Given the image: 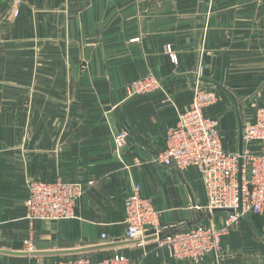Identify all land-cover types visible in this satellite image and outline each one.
I'll list each match as a JSON object with an SVG mask.
<instances>
[{
  "label": "crops",
  "instance_id": "0c3cea01",
  "mask_svg": "<svg viewBox=\"0 0 264 264\" xmlns=\"http://www.w3.org/2000/svg\"><path fill=\"white\" fill-rule=\"evenodd\" d=\"M178 1L181 13L168 14L173 0H0V264L35 262L25 251L29 241L50 244L41 251L49 260L77 252L94 260L123 254L138 264L193 263L169 258L149 237L128 240L124 200L140 186L163 227L185 229L200 217L207 198L199 172L167 169L155 156L197 86L215 94L207 111L220 122L225 149L239 152V115L223 88L236 97L243 125L251 122L264 104V25L253 36L255 24H264V0H200L196 16L183 14L189 0ZM147 75L162 90L129 96L128 86ZM210 86L231 103L219 104ZM124 130L129 137L119 148ZM12 135L21 138L20 162H13ZM57 178L87 185L76 218L25 220L27 184ZM229 217L217 213L207 222L220 226ZM248 217L264 237V216ZM59 240L76 249L58 251ZM15 242L25 253L13 251ZM225 258L217 252L198 263Z\"/></svg>",
  "mask_w": 264,
  "mask_h": 264
},
{
  "label": "built area",
  "instance_id": "2783aa9c",
  "mask_svg": "<svg viewBox=\"0 0 264 264\" xmlns=\"http://www.w3.org/2000/svg\"><path fill=\"white\" fill-rule=\"evenodd\" d=\"M1 20V16H0ZM172 62L177 57L167 47ZM162 90L161 82L147 75L133 82L129 96H145ZM216 96L209 90L195 88L189 108L177 116V122L165 135L164 148L156 154L155 162L167 169L199 172L207 198V210H234L231 221L243 216L237 213L242 205L246 216H264V104L257 106L254 119L244 125L245 150L240 171V156L228 152L223 144L220 122L207 111ZM206 107V108H205ZM129 137L124 130L116 137L122 148ZM242 175L241 182L239 175ZM87 185L79 181L57 178L52 181L35 180L27 184L24 201V219L33 222H59L76 218V209L86 193ZM126 237L142 241L151 230L164 231L158 208L152 198L144 197L140 186L124 200ZM230 223H227L229 226ZM219 230L196 225L154 240L157 250H165L176 261L200 262L209 254L218 252ZM103 239L106 235L102 236ZM28 254L36 252L34 242H25ZM32 264H138L128 256L114 254L94 260L86 255L49 260L37 257Z\"/></svg>",
  "mask_w": 264,
  "mask_h": 264
},
{
  "label": "rangeland",
  "instance_id": "374dc122",
  "mask_svg": "<svg viewBox=\"0 0 264 264\" xmlns=\"http://www.w3.org/2000/svg\"><path fill=\"white\" fill-rule=\"evenodd\" d=\"M198 1L200 0H189V4L187 5V7H183V14H188L190 16H196L198 14V7H196ZM177 2L179 3L178 0ZM185 8H187L186 9L187 11H185ZM159 10H163V9L159 8L158 11ZM180 10H181L180 6L179 7L176 6L174 3V0H173V7L171 6V7L166 8V11L168 14H171L172 12L174 14L179 13V12L181 13ZM250 25H253V24H246V23H231L230 24V26H234L237 29H244L246 27H249ZM255 25H258L259 29L254 30L255 33L253 34V36L259 37L260 34L262 33L260 28H262L261 26L264 24L258 23ZM218 80L219 79H217V81ZM208 88L214 90L219 95L221 99V103L219 104H222L224 108H225V104L226 106H228V104L231 103V98L219 88L213 87V86H210ZM220 95L223 96L225 99H227V101L222 99ZM247 104H248V109H251V105H249V103ZM256 105H259V102ZM210 106L212 107V104H208L207 108H209ZM16 126H19V122L16 124ZM222 136L224 137V135ZM11 137H12L14 145L17 147V149L14 148V151H13V154H14L13 162H20L21 153H22V150L20 148L21 138L19 135H12ZM1 139L3 140L4 136L0 135V144L2 143ZM24 139H27L26 136H23V140ZM206 205L204 204L201 206L203 207L201 209L205 208L203 211L207 210ZM207 219L208 218L204 219L202 221L203 223L202 224L200 223V225L203 227L215 228L219 230L220 237H219V242H218V255L224 254L226 256L225 264H264V245L260 241H258L255 234H253V232H251L247 226L243 225L244 224L243 219H240L239 221H231V218L229 217V219L221 223L220 226H216L215 224L210 223V222L208 223ZM228 222L230 223L229 226H227ZM239 224H241L242 229L240 226H238ZM233 233H237V239H234ZM259 242L261 245L259 244ZM207 260H210V258ZM190 264H199V263H190Z\"/></svg>",
  "mask_w": 264,
  "mask_h": 264
},
{
  "label": "water",
  "instance_id": "95a60500",
  "mask_svg": "<svg viewBox=\"0 0 264 264\" xmlns=\"http://www.w3.org/2000/svg\"><path fill=\"white\" fill-rule=\"evenodd\" d=\"M206 82L223 88L221 85H219V84H217L215 82L207 81V80H206ZM223 89L233 99V102H234V104L236 106V109H237V112H238V115H239V152H238V154L240 156L239 163H240V171H241L242 166H243V155H244V149H245L244 136H243L244 125H243V121H242L241 114H240V107L237 104L236 97L231 92L226 90V88H223ZM121 154H122V150L119 149L117 157H120ZM241 179H242V175L240 173V175H239L240 182H241ZM192 204H193V207L196 208L195 201L193 200V197H192ZM217 213H230V214H233V213H235V211L234 210H223V209H214L212 211H210V210L201 211L200 217L194 223L185 224L184 227L183 226L182 227L185 228V229L190 228V227H194V226L198 225L200 222H202L204 219L210 218L213 214H217ZM237 213L243 216V219L246 221V223L250 226V228L255 232V234L264 243V237H263L262 233L252 224V222L250 221L249 217L243 214V209H242V205L241 204H240V206H239V208L237 210ZM181 229L182 228H179L176 225H172V226L166 227V230L161 231V232H158L156 230H151V231H149L146 234V236L149 237V239H151V240L152 239L155 240L156 238L163 239V238L170 237L172 234L181 231ZM146 240H147V238H146ZM35 245H36V252L33 253V254L26 253L27 255H30V256H33V257H42L45 254H43L41 251H49L50 248H51L50 244H45L43 242H37ZM74 249H76V245L74 243L68 242V241H64V240H59L58 241V251H61V250H74ZM13 251L15 253H20V254L21 253H25L24 252V243L23 242H15L13 244ZM47 253H48L47 255L57 254V253H52V252L51 253L47 252ZM75 255H78V253L76 252ZM215 264H219L218 261H216Z\"/></svg>",
  "mask_w": 264,
  "mask_h": 264
}]
</instances>
